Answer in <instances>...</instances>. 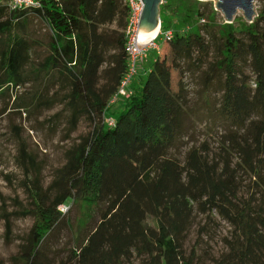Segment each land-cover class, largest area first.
<instances>
[{
  "label": "trees",
  "instance_id": "obj_1",
  "mask_svg": "<svg viewBox=\"0 0 264 264\" xmlns=\"http://www.w3.org/2000/svg\"><path fill=\"white\" fill-rule=\"evenodd\" d=\"M199 4H161L153 43L171 29L163 43L172 61L204 70L209 84L221 82L216 112L226 133L214 152L203 142L181 153L190 128L185 85L172 89L158 51L139 81H131L129 96L110 105L129 70L128 11L120 0H34L17 11L0 3V38L30 15L46 29L42 41L8 39L0 52V96L25 84L30 52L43 46L47 55L35 74L53 75L65 89L69 133L83 119L93 125L65 152L45 189L38 166L20 147V166L27 178L32 174L33 209L25 214L35 221L9 264H52L48 237L63 221L59 208L67 205L83 209L87 218L77 227L86 234L59 264H264V11L250 23L219 25L214 50L213 20L198 24ZM13 105L19 110L17 101ZM221 224L226 228L217 231L219 249L201 246L199 240L212 241ZM193 232L197 241L187 249Z\"/></svg>",
  "mask_w": 264,
  "mask_h": 264
},
{
  "label": "rangeland",
  "instance_id": "obj_2",
  "mask_svg": "<svg viewBox=\"0 0 264 264\" xmlns=\"http://www.w3.org/2000/svg\"><path fill=\"white\" fill-rule=\"evenodd\" d=\"M165 1L162 0V4ZM196 1L200 3L199 12L203 14L202 18H199L198 24L203 27L208 18L213 20L209 38H211V48L215 50L217 27L226 23L225 19L223 14L216 9L217 0ZM252 5L254 17L264 11V0H253ZM239 19H244L241 11L234 15L232 22ZM21 23L22 26L14 28L13 33L0 38V52L5 49V44L9 42L8 39L15 35V37L25 35L36 41L43 40L46 33L45 25L37 18L30 15L28 22L21 21ZM235 25L237 26V23ZM168 33L172 34V30L160 34L164 36ZM163 39L164 37L157 40L155 47L149 45L144 48L145 52L137 58L135 72L130 83L131 81L136 83L139 81L144 75L142 69L146 68L153 51H158L169 67L172 89L176 91L178 84L183 83V81L185 85V89H183L186 102L184 109L190 117V128L179 151L184 153L189 147L204 142L214 152L220 145V139L226 133V125L216 112L221 82L215 80L209 84L205 78L204 70L193 72L186 65L184 67L177 65L172 61L169 48L166 43H163ZM160 48H163L164 51ZM45 55L47 54L43 46L40 48L38 46L34 51H31L30 63L23 71L25 84L0 96V261L5 264H9V258L17 253L19 245L35 221L32 215L25 214L29 209H33L31 198V191L33 190L30 182L32 174L31 177L27 178L25 170L20 166V147L25 148V151L31 155L34 163L38 166L40 170L39 180L45 189L52 181L54 171L65 163V152L75 143L77 137L93 131V125L87 119H83L79 122L77 130L69 133V111L62 99L65 89L60 88L53 75L47 77L43 73L38 74L39 76L35 74L38 72L34 68H37ZM214 55L215 52L212 58ZM140 60L142 61L141 68L138 67ZM183 71L185 75L182 74ZM248 75L253 79L251 73ZM130 83L127 87V93L130 92ZM14 101L19 103V110L14 108ZM117 108L118 104L111 106V112L116 111ZM59 209L64 214L63 221L56 227L47 241V252L52 264L67 261L71 249L77 246V242L78 244L83 242L86 234L84 233L83 236V233L81 234L83 229L77 227L82 224L81 221L84 217L87 218L81 207L69 209L67 205L61 206ZM7 220L8 222H6ZM96 221V217L89 220V230L93 229ZM149 223L150 225L153 224L152 221ZM225 228V225L221 224L216 230L215 238L212 241L200 239V245L208 244L209 247L217 251L220 246L219 232L217 231L222 232ZM194 233L188 238L187 249L197 241Z\"/></svg>",
  "mask_w": 264,
  "mask_h": 264
},
{
  "label": "built area",
  "instance_id": "obj_3",
  "mask_svg": "<svg viewBox=\"0 0 264 264\" xmlns=\"http://www.w3.org/2000/svg\"><path fill=\"white\" fill-rule=\"evenodd\" d=\"M123 5L127 7V24L125 28L126 36V51L129 56V70L127 76L122 80L118 87L117 93L112 97L110 103H115L120 97H128L127 87L130 83V79L135 72V64L137 58L145 52L146 47L149 45L155 47L153 41L147 45H141L137 43V38L140 33L139 21L143 9L141 0H120ZM0 3L5 4L10 11H17L34 5V0H0ZM165 40L171 37V34L163 36ZM111 123V122H110Z\"/></svg>",
  "mask_w": 264,
  "mask_h": 264
},
{
  "label": "water",
  "instance_id": "obj_4",
  "mask_svg": "<svg viewBox=\"0 0 264 264\" xmlns=\"http://www.w3.org/2000/svg\"><path fill=\"white\" fill-rule=\"evenodd\" d=\"M143 4L142 13L139 21V30L148 32L158 29L160 26L159 7L162 0H141ZM253 0H217L216 9H218L225 19L226 23H231L234 15L241 11L243 20L250 23L254 18Z\"/></svg>",
  "mask_w": 264,
  "mask_h": 264
},
{
  "label": "bare ground",
  "instance_id": "obj_5",
  "mask_svg": "<svg viewBox=\"0 0 264 264\" xmlns=\"http://www.w3.org/2000/svg\"><path fill=\"white\" fill-rule=\"evenodd\" d=\"M158 32H159V28L148 32H142V33L140 32L137 38V43L141 45L150 44L152 41H154V39L158 35Z\"/></svg>",
  "mask_w": 264,
  "mask_h": 264
}]
</instances>
